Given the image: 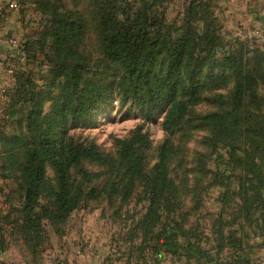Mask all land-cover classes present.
<instances>
[{
  "label": "rangeland",
  "instance_id": "1",
  "mask_svg": "<svg viewBox=\"0 0 264 264\" xmlns=\"http://www.w3.org/2000/svg\"><path fill=\"white\" fill-rule=\"evenodd\" d=\"M25 1H22L23 7L17 9V18L14 16L12 20L19 24L3 35L8 43L12 39L23 45L29 39H39L49 25V16L40 12L33 0ZM49 1L82 14L86 21L78 44L88 62L85 79L112 83L118 74L101 54L93 18L94 0ZM151 1L154 9L164 11L172 34L179 32L177 29L183 23L184 9L190 0ZM200 1L206 3L208 11L216 17L219 25L216 33L222 46L214 50L204 46L195 50L192 59L203 58L199 68L202 69L199 92L186 100L179 125L172 129L168 121L174 102L184 96L169 94L158 110L147 113L132 101L123 99L112 84L101 107L93 110L89 117L74 121L65 136L74 143L92 144L110 158L106 165L83 160L70 169L72 179H82L84 185L105 189L106 193L93 199L84 197L59 230L43 220L35 250L30 249L19 234H2L1 261L5 264H264V182L250 177L243 166L236 165L229 148L213 136L211 128L199 121L206 113L230 107L235 79L219 61L226 53L222 49H233L236 42H242L246 50L264 52V33L252 22L257 16L264 19V5L261 6L262 0ZM8 18L9 11L0 7V19ZM192 25L202 31L203 21ZM255 30L259 35L254 34ZM48 43L49 38L45 46L34 47V60L25 56L22 65L13 63L20 66L12 73H0V80L4 81H0L1 100L5 99L1 88H10L9 82L7 85L5 82L9 80L8 75L13 78L16 71L31 70L35 84L42 86L49 77L48 61L52 59ZM20 51L24 54L23 49ZM244 55L251 58L254 54ZM51 90L55 94L56 88ZM49 106L50 102L44 103L46 111ZM102 108L106 115L102 114ZM136 132L144 135L145 145L124 153L121 142ZM5 133L12 135L18 131ZM238 146L241 149V144ZM163 156L172 186L167 190V201L164 209L159 210L160 221L153 231L163 227L169 234L178 231L181 234L178 243L184 246L189 243L187 251L180 247L173 252L156 245L150 236H143L149 206L145 183L155 173ZM84 171L90 174L87 180L82 178ZM47 172L52 176L50 167ZM1 194L0 191V209L7 211ZM19 199L18 193L12 203H18ZM233 240L241 245L237 256L242 253L245 262L239 261L234 247L230 246Z\"/></svg>",
  "mask_w": 264,
  "mask_h": 264
},
{
  "label": "trees",
  "instance_id": "2",
  "mask_svg": "<svg viewBox=\"0 0 264 264\" xmlns=\"http://www.w3.org/2000/svg\"><path fill=\"white\" fill-rule=\"evenodd\" d=\"M152 2L94 0L93 18L101 54L118 74L112 83H104L85 79L88 62L78 47L86 27L82 14L49 0H33L37 9L50 19L39 39L23 43L24 56L34 60V47L45 46L49 38L52 59L48 61L49 77L42 86L35 84L31 70L16 71L10 88L4 91L5 99L0 101V184L3 183L0 191L2 202L7 206V211L0 209V236L19 234L35 250L43 220L59 230L84 197L93 199L106 193L105 189L84 185L82 179L75 181L70 169L83 160L106 165L110 158L92 144L74 143L65 136L74 121L89 117L101 107L112 84L123 99L147 113L158 110L169 94L184 96L174 102L168 121L172 129L179 125L186 100L199 92L203 58L193 60L192 57L199 47L221 48V39L216 33L219 25L206 3L190 0L184 9L183 23L177 29L179 32L173 35L164 11L154 9ZM201 20L203 28L199 31L192 23ZM222 50L226 53L219 61L235 79L230 107L206 113L199 121L229 148L236 165L243 166L245 173L263 184L264 52L246 50L242 42H236L233 49ZM250 52L254 55L245 57ZM45 102H50L48 111ZM101 111L106 113L103 108ZM8 130L18 133L7 135ZM121 143L124 153L133 151L136 146L145 145L144 135L136 132ZM239 152L243 155L239 156ZM89 177L86 171L82 173L84 180ZM145 185L149 206L144 238L148 235L156 245L173 252L180 247L187 251L189 243L186 246L178 243L181 236L178 231L169 234L166 227L153 231L160 221L159 210L164 209L167 201V190L172 186L164 156ZM18 193L19 202L13 204L12 199ZM230 246L237 256L241 245L233 240ZM169 250L166 251L172 253ZM242 256L240 253L237 258L245 262ZM0 264L5 263L0 260Z\"/></svg>",
  "mask_w": 264,
  "mask_h": 264
},
{
  "label": "crops",
  "instance_id": "3",
  "mask_svg": "<svg viewBox=\"0 0 264 264\" xmlns=\"http://www.w3.org/2000/svg\"><path fill=\"white\" fill-rule=\"evenodd\" d=\"M24 3H26L25 0H22ZM21 0H0V7H3L4 9L6 8L9 11V18L6 21H2L0 19V73L2 72L3 75L4 73L11 72L18 68L20 65H14L13 63H20L22 65L23 63V58H25L24 54L20 51V49L15 46L11 45L10 43L7 42L6 39L3 38L4 34H7L10 30L13 29L14 25H17V21L12 23V20L14 19L13 17L17 18L15 14H18L17 9L19 7H23V2ZM264 5V0L261 2V6ZM264 9V8H263ZM254 24V27H258L262 30L264 33V19L260 18L257 16V18L253 19L252 21ZM19 24V23H18ZM13 26V27H12ZM5 66V67H3ZM2 76L0 75V78ZM9 80L5 82L8 86L12 84V75H8ZM2 81V80H0ZM4 82V81H2ZM6 88H1V96L4 94V91H6ZM1 98V97H0ZM1 101V99H0Z\"/></svg>",
  "mask_w": 264,
  "mask_h": 264
},
{
  "label": "built area",
  "instance_id": "4",
  "mask_svg": "<svg viewBox=\"0 0 264 264\" xmlns=\"http://www.w3.org/2000/svg\"><path fill=\"white\" fill-rule=\"evenodd\" d=\"M254 34L259 35V31L258 30H255L254 31ZM9 42H10L11 45L17 46L20 50L23 49V45L22 44H19L16 41H13L12 39H10Z\"/></svg>",
  "mask_w": 264,
  "mask_h": 264
}]
</instances>
